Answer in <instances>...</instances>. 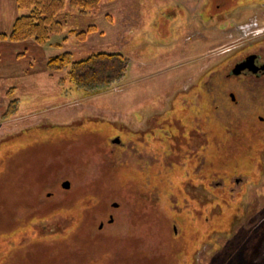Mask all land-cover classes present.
<instances>
[{
  "label": "rangeland",
  "instance_id": "rangeland-1",
  "mask_svg": "<svg viewBox=\"0 0 264 264\" xmlns=\"http://www.w3.org/2000/svg\"><path fill=\"white\" fill-rule=\"evenodd\" d=\"M25 12L0 0V31ZM63 13L45 45L0 40V264H264V77H226L264 46V0ZM99 50L128 59L107 90L46 69Z\"/></svg>",
  "mask_w": 264,
  "mask_h": 264
},
{
  "label": "trees",
  "instance_id": "trees-1",
  "mask_svg": "<svg viewBox=\"0 0 264 264\" xmlns=\"http://www.w3.org/2000/svg\"><path fill=\"white\" fill-rule=\"evenodd\" d=\"M101 2L102 0H15L16 6L26 12L14 18L8 32L0 31V40L19 42L32 39L38 45H45L52 34L64 31L63 21L57 16L66 7L76 9L83 16L98 8ZM95 30V25L89 24L78 31L72 28L69 33L83 41L89 32ZM65 38L67 37L63 39ZM55 44L62 43L58 41ZM127 66V57L119 51L99 50L79 59H73L71 52L63 51L46 60V69L50 74L64 72L70 86L86 95L112 87L124 76ZM11 92L12 89L7 94L11 95ZM16 105L17 98H12L3 117L12 115L16 111Z\"/></svg>",
  "mask_w": 264,
  "mask_h": 264
},
{
  "label": "flooded vegetation",
  "instance_id": "flooded-vegetation-1",
  "mask_svg": "<svg viewBox=\"0 0 264 264\" xmlns=\"http://www.w3.org/2000/svg\"><path fill=\"white\" fill-rule=\"evenodd\" d=\"M248 21V20H247ZM247 21H237V20H235L233 23H230L228 26H225V28H222V29H219V27H217V29L218 30H223V29H227V28H230L231 26H233V25H236V24H238V23H240V24H244V23H246ZM239 24V25H240ZM211 27V26H210ZM216 29V28H215ZM262 47H264V46H261V48H259V49H254V50H252V51H249V52H247L245 55H243V56H241L240 58H238L237 60H235L234 61V63H233V65H229L230 67H227V71H226V77L227 78H229V77H246V78H255V79H257V78H260V77H264L263 75H264V68L262 69V68H259L258 70H257V72H252V71H250V70H248L247 68L246 69H243V70H241L239 73H237V74H235V73H233L232 72V69H233V67L235 66V64H237V63H239V62H241V61H243V60H245L248 56H253L252 58V60H253V62H252V64L254 63L255 65H257V66H259V67H261L262 65H264V56L261 54L262 52H264V50L262 49ZM240 80H242V81H244L243 79H240ZM244 85V84H243ZM244 86H246V85H244ZM246 88V87H245ZM247 89V88H246ZM230 96L232 97V99H235L234 97H233V95H232V93H230ZM258 119H263V117L261 118V117H259L258 116ZM137 138H138V136H137ZM120 140H118L117 142H119ZM131 145H132V143H131ZM132 151H136L137 150V148L135 149L134 147H133V145L131 146V148H130ZM111 217V216H110ZM102 223H100L99 225H98V227H101L100 225H101Z\"/></svg>",
  "mask_w": 264,
  "mask_h": 264
},
{
  "label": "water",
  "instance_id": "water-1",
  "mask_svg": "<svg viewBox=\"0 0 264 264\" xmlns=\"http://www.w3.org/2000/svg\"><path fill=\"white\" fill-rule=\"evenodd\" d=\"M253 56H248L245 60H243V61H241V62H239V63H237V64H235V66L233 67V69H232V72L233 73H235V74H237V73H239L241 70H243V69H248V70H250V71H252V72H257V70L259 69V68H264V65H262L261 67H259V66H257V65H255L254 63L252 64V62H253V58H252ZM119 139L118 138H116V139H114V141H118ZM61 186L63 187V188H68L69 187V181L68 180H64L62 183H61Z\"/></svg>",
  "mask_w": 264,
  "mask_h": 264
},
{
  "label": "crops",
  "instance_id": "crops-1",
  "mask_svg": "<svg viewBox=\"0 0 264 264\" xmlns=\"http://www.w3.org/2000/svg\"><path fill=\"white\" fill-rule=\"evenodd\" d=\"M15 55H16L15 58H19L20 55H24V56H25V53H15ZM30 63H31V62H30ZM30 63H29V64H30ZM5 83H6V82H5ZM8 88H9V86H8L7 84H3V83L1 84V83H0V90H1V91L4 90V91H5V95H6V92H7V89H8Z\"/></svg>",
  "mask_w": 264,
  "mask_h": 264
}]
</instances>
